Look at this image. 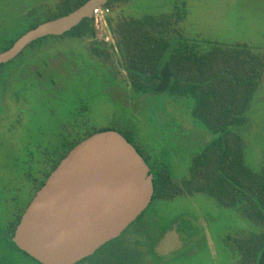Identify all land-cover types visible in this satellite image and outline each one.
<instances>
[{"label":"rangeland","instance_id":"374dc122","mask_svg":"<svg viewBox=\"0 0 264 264\" xmlns=\"http://www.w3.org/2000/svg\"><path fill=\"white\" fill-rule=\"evenodd\" d=\"M55 4L56 0H0V39L18 37L26 22L45 21L49 16L47 10ZM183 4L187 12L181 24L185 38L247 45L264 54V0H133L117 12L119 15L123 11L134 18L160 16L172 14ZM115 15L108 13L98 17L96 26L100 41L115 43L106 21ZM89 43L87 40L66 41L37 50L59 51V56L41 57L33 67L39 69L45 63L55 72L70 73L62 74L59 80V90L63 92L60 94L66 101L54 102L52 107L40 104L41 101L35 104L49 110L41 115L44 132L39 141L43 145L50 144L57 130L56 117L66 122L72 118V112L69 116L71 109H81L82 119L90 123L89 130L116 129L133 139L152 160L163 159L175 180L186 178L193 157L213 139L193 119V101L175 100L168 95L135 94L121 67L120 56H116L113 64H99L88 55ZM66 56L69 58H63ZM70 89L74 92L72 96ZM81 95L86 100H82ZM32 110L26 111L24 117L31 119ZM40 114L39 109L37 115ZM0 116V188L5 197L17 196L26 206L31 188L28 185L27 190L21 179L20 163L25 159L24 146L34 148L38 138L33 137L34 132L21 137L16 136L17 133H5L1 125L5 117ZM249 118L250 124L241 134L247 144L248 163L260 170L264 167V81L252 103ZM147 231L150 233L145 238L143 235ZM257 232L259 228L238 209H226L207 195L179 197L171 202L152 203L144 217L128 228L118 241L84 264H115V254L130 253L124 248V242L132 245L135 241H139L136 248L143 255L138 264H238L236 240ZM27 261V264H37L30 259Z\"/></svg>","mask_w":264,"mask_h":264},{"label":"trees","instance_id":"16d2710c","mask_svg":"<svg viewBox=\"0 0 264 264\" xmlns=\"http://www.w3.org/2000/svg\"><path fill=\"white\" fill-rule=\"evenodd\" d=\"M88 1L56 0V4L47 10L49 16L45 21L26 22L24 31L18 37L1 38L0 53L9 50L21 36L37 26L67 16ZM132 2L133 0H111L102 7L109 14H116V17L106 20L114 37V44L99 40L95 17L85 19L64 36H51L34 42L17 59L1 67V84L10 81L11 75H6L7 70L17 65L26 52H36L50 44L54 47L66 41L87 40L90 41L88 51L92 57L104 64H113L116 56H120L121 67L124 68L126 79L135 94L155 97L168 95L175 100H192L193 119L213 139L193 157L186 178L175 180L171 168L162 162L163 159L152 160L133 139L124 135L144 157L153 175L155 196L152 203L207 195L226 209H238L259 228V232L236 240L235 248L240 256L238 264H264V167L257 170L248 163L247 144L241 134V130L250 124L249 112L263 85L264 54L247 45L185 38L181 29V24L187 18L185 4L183 7L177 6L172 14L167 15L134 18L125 15L123 11L118 15L117 11ZM116 73L121 76L117 71ZM106 130L119 132L116 129H104L91 131L83 137L76 136L71 140L66 153L57 156L58 160L52 169L44 172L45 178L79 143ZM21 214L22 212L16 218L0 217V244L7 242L30 260L41 264L17 248L12 241ZM149 231L143 235L145 238ZM118 240L119 238L103 248ZM124 243V248L130 253L124 256L115 254V264H138L143 257L136 248L139 241L132 245ZM103 248L79 264L87 263L102 252ZM3 254L0 247V264H5L6 256ZM7 258L11 259L10 256Z\"/></svg>","mask_w":264,"mask_h":264},{"label":"water","instance_id":"95a60500","mask_svg":"<svg viewBox=\"0 0 264 264\" xmlns=\"http://www.w3.org/2000/svg\"><path fill=\"white\" fill-rule=\"evenodd\" d=\"M111 0H89L73 13L45 22L0 53V68L31 44L64 36ZM153 175L138 149L115 130L74 147L25 211L14 242L41 264H77L120 238L151 206Z\"/></svg>","mask_w":264,"mask_h":264},{"label":"flooded vegetation","instance_id":"af4514ba","mask_svg":"<svg viewBox=\"0 0 264 264\" xmlns=\"http://www.w3.org/2000/svg\"><path fill=\"white\" fill-rule=\"evenodd\" d=\"M56 55L59 56V51L26 52L25 55L18 60L17 65L7 70L8 73H6V75H11L10 77L8 76L10 78L9 82L1 84L0 75V115L5 117L1 122V125L4 126V131H6L5 133H17L16 136L21 137L24 133L29 135L34 132L33 137L38 138L34 148H28L29 146L27 144L26 146L28 147L24 146V149H26L24 153L25 159L22 164L20 163V170L22 173L21 179L24 181L23 183H25L26 189L28 188V185L29 188H31L28 193V205L23 206L21 204L22 201L19 200L17 196H13L12 198L5 197L3 189L0 188V217L4 219L16 218L20 215V212H22V219L30 203L51 175L50 174L47 178H45L44 172L52 169V166L58 160L57 156L61 153H66L69 145L71 144V140H74L76 136L83 137L87 133L95 131V129H88L90 123L88 124L87 120L82 119L81 115L84 113H82L81 109L78 111H76V109H71V111H69V116L72 112V118H69L66 122H63L59 119V117H56L54 124L57 130L52 142L48 145H43L42 142L39 141L40 136L43 135L44 132V127L42 128L40 121L41 115H44L45 112H48L49 110H46L42 105L41 109V107H38L35 104H38V102L41 101L40 104L46 103L50 104V107H52L54 102L58 103L59 101H66L60 94L63 92L62 90H59V80L62 74L70 75V73L66 71L55 72L54 68L52 70L51 67L45 66V63H43L44 66L39 67V69L33 67L32 64L36 63V60L41 57L52 58ZM88 55L91 60L99 64H103V62L93 58L89 51ZM63 58L69 57L66 56ZM30 64L32 66H30ZM48 70L53 72L49 73ZM73 93V89H70L69 95L72 96ZM81 99L86 100V97L81 95ZM68 100H70V98ZM28 107L30 109H28ZM31 109L34 110H32L34 112V116L31 117V119L24 117L26 115L25 112H29ZM39 109L41 110V114L38 116L37 114ZM0 118L2 117L0 116ZM19 130L21 131L19 132ZM1 132L2 131H0V133ZM27 201L25 202L27 203ZM15 233L12 237L13 242ZM0 247L4 252L3 255L6 256L7 259L4 261L5 264H24L27 259L29 260L27 256L16 250L15 247H11L7 242H2ZM16 247L19 248L17 245ZM8 256H10L11 259L7 258Z\"/></svg>","mask_w":264,"mask_h":264},{"label":"built area","instance_id":"2783aa9c","mask_svg":"<svg viewBox=\"0 0 264 264\" xmlns=\"http://www.w3.org/2000/svg\"><path fill=\"white\" fill-rule=\"evenodd\" d=\"M108 11L104 10L102 7L101 8H98L94 11V17L96 18V21L98 19L99 16L101 15H104V14H107Z\"/></svg>","mask_w":264,"mask_h":264}]
</instances>
